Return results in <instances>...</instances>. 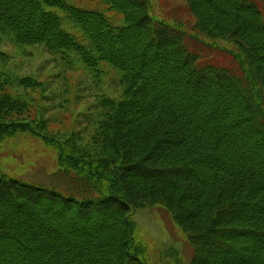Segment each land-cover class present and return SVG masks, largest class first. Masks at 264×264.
Segmentation results:
<instances>
[{"label":"trees","instance_id":"trees-1","mask_svg":"<svg viewBox=\"0 0 264 264\" xmlns=\"http://www.w3.org/2000/svg\"><path fill=\"white\" fill-rule=\"evenodd\" d=\"M95 1L124 25L66 0H0V35L62 58L73 52L96 76L107 64L124 86L119 101L99 102L82 145L76 133L59 140L41 134L45 121L23 122L28 106L0 70V142L29 132L54 144L71 192L0 173V264H146L130 216L156 205L186 235L189 264H264V9L253 0H183L197 36L234 44L239 75L201 64L186 44L198 37L151 17L148 0Z\"/></svg>","mask_w":264,"mask_h":264},{"label":"rangeland","instance_id":"rangeland-1","mask_svg":"<svg viewBox=\"0 0 264 264\" xmlns=\"http://www.w3.org/2000/svg\"><path fill=\"white\" fill-rule=\"evenodd\" d=\"M84 10L101 12L114 26L124 25L121 14L109 9L100 1L66 0ZM149 14L156 20L179 24L188 36V49L196 53L201 64L212 63L241 74L240 64L233 54L236 47L224 41H211L197 36L195 23L183 0H148ZM264 9V0H253ZM55 12L63 20V27L86 45L79 27L61 10ZM8 35V34H7ZM9 36V35H8ZM0 70L8 74V92L26 102L27 113L21 118L34 126L46 122L41 133L65 139L72 133L78 134L77 143L88 140L100 120L99 102L103 99L119 101L124 86L121 74L116 69L103 66L100 76L88 70L75 53L67 58L45 52L42 45H15L0 35ZM34 81V88L20 86L19 79ZM102 107V106H101ZM45 132V133H44ZM54 144L44 142L29 132H15L0 142V173L7 178L23 183L53 189L64 196L71 195L64 181L61 156ZM134 239L144 250L146 264H189L192 248L186 235L173 223L170 215L160 205L145 206L132 211Z\"/></svg>","mask_w":264,"mask_h":264}]
</instances>
